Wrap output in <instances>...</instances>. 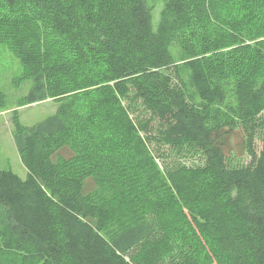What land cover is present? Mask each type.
I'll use <instances>...</instances> for the list:
<instances>
[{
	"label": "trees",
	"instance_id": "obj_1",
	"mask_svg": "<svg viewBox=\"0 0 264 264\" xmlns=\"http://www.w3.org/2000/svg\"><path fill=\"white\" fill-rule=\"evenodd\" d=\"M248 1L163 0L155 29L148 0H0V44L20 63L18 85L32 83L20 102L62 103L16 126L29 175L0 171L1 261L264 264V0ZM175 64L238 121L196 107L173 85ZM85 80L104 87L75 115L65 95ZM185 147L206 167L162 174L163 149Z\"/></svg>",
	"mask_w": 264,
	"mask_h": 264
},
{
	"label": "rangeland",
	"instance_id": "obj_2",
	"mask_svg": "<svg viewBox=\"0 0 264 264\" xmlns=\"http://www.w3.org/2000/svg\"><path fill=\"white\" fill-rule=\"evenodd\" d=\"M238 1V5L240 6H246V4H248L247 2H250L248 0ZM148 4L153 9L154 27L157 29L160 21V14L164 8L163 0H148ZM257 41H246L243 46L252 45ZM48 51L53 55L57 54L55 53L57 49ZM179 51H181L179 47H176L175 51H173L174 58L177 60L180 57ZM178 67L179 66H176L175 64L170 71L173 78V85L179 88V90H183L196 107L206 112L209 116L221 114L223 117L232 116L238 121L236 109L230 106V100L223 105H205L195 94L188 81L187 74L181 71V68L175 69ZM179 70L180 73L178 72ZM20 72L21 67L19 61L11 52H9L6 46L0 44V171L11 170L22 179H26L29 173L22 163L14 140L16 126L18 125L19 127L25 129L31 128L49 116L54 115L62 103L54 98L31 105L21 103L20 101L27 96L32 83L24 82L18 85L17 77L20 75ZM219 82L225 84L222 81ZM115 84V82H112L109 86L116 87ZM102 87H104V85L101 81L99 83L92 80H85V83H83L81 87L75 91L67 93L65 97L69 99L75 98L76 100V103L72 105L74 114H83L84 111H86V107H91L93 104L96 105V97ZM139 113L140 112L135 114L133 113L132 118L137 120ZM262 145L263 142L258 138L255 143V148L258 152L261 150ZM159 155L160 156L156 158V164L160 172L164 175L177 165L194 171L204 169L206 167V159L204 156L192 150L190 147H185L182 152L165 148ZM251 163L252 156L248 153L244 154L242 157L235 155L231 159L233 168L248 166ZM170 193L175 194L176 191L172 189ZM176 242L181 245L184 244L178 239H176ZM16 259L21 264H43L38 259H33L34 261H32L27 256L21 257L17 255ZM0 264L10 263L0 260Z\"/></svg>",
	"mask_w": 264,
	"mask_h": 264
}]
</instances>
